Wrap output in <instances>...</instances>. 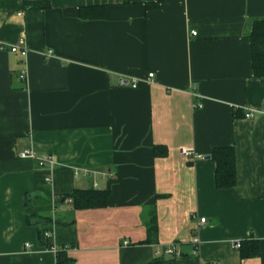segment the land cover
Masks as SVG:
<instances>
[{
  "label": "crops",
  "instance_id": "obj_1",
  "mask_svg": "<svg viewBox=\"0 0 264 264\" xmlns=\"http://www.w3.org/2000/svg\"><path fill=\"white\" fill-rule=\"evenodd\" d=\"M259 19L264 0H0V264H56L36 214L75 264H264V77L246 39ZM21 38L26 58L9 51ZM220 147L236 151L233 187L216 184ZM24 149L56 157L49 183ZM78 188L109 189L107 206L55 205ZM250 239L259 253L242 257Z\"/></svg>",
  "mask_w": 264,
  "mask_h": 264
},
{
  "label": "trees",
  "instance_id": "obj_2",
  "mask_svg": "<svg viewBox=\"0 0 264 264\" xmlns=\"http://www.w3.org/2000/svg\"><path fill=\"white\" fill-rule=\"evenodd\" d=\"M128 1V0H126ZM24 8L44 10L50 7L49 2H25ZM105 5H86L81 7L80 14L83 19L101 17L104 14ZM251 35L246 39L250 42L252 48V63L253 72L256 77H264V19H259L253 24ZM158 147L154 148L156 154L160 153ZM236 151L232 147H220L215 149L211 158L217 164L216 169V184L218 188L233 187L236 184V164L235 157ZM110 197L109 189H74L64 194H59L55 198V205L59 206L64 204L66 199L70 200V204L75 209H93L98 207L107 206ZM25 203L28 201L27 196L24 197ZM49 216L46 215H28L26 220L28 223L33 224L37 228V239L41 246L51 248L53 241L45 239L43 234L45 231L39 227V223L44 221H50ZM37 219L36 222H34ZM147 227V241L157 242L158 241V224L155 210H150L149 216L145 220ZM67 245L59 246L64 248ZM58 249L56 252V264H75L74 260L67 255L66 250ZM241 250L242 257L248 258L256 256L259 253L258 240L250 239L240 242L238 247Z\"/></svg>",
  "mask_w": 264,
  "mask_h": 264
},
{
  "label": "built area",
  "instance_id": "obj_3",
  "mask_svg": "<svg viewBox=\"0 0 264 264\" xmlns=\"http://www.w3.org/2000/svg\"><path fill=\"white\" fill-rule=\"evenodd\" d=\"M191 34L195 35L196 32L195 31H191ZM0 49H6V46L5 45H1L0 46ZM9 51L11 53H19L21 56L23 57H27L28 55V47L26 46V42L21 38L18 40V42H16V44H13L11 46H9ZM150 77H152V74H149ZM20 79L22 81H26V71H23L21 72L20 74ZM133 87H136L137 86V82H134L132 84ZM196 97H198L197 94H194ZM194 107L196 108H199L201 107V103L199 100H197L196 102H194ZM255 115V112L253 111H248V113H246L245 115V118H252L254 117ZM182 153L185 155V156H191V152L186 150V149H182ZM18 156L22 157V158H31V159H35L36 163H37V166L42 169V170H45L46 172V177H45V181L47 183H49V181H51L52 179V175H53V172L55 170V167L57 166L58 162H57V159L54 155L52 154H48V155H43V156H40V155H36L35 152H33L31 149H24L22 151L19 152ZM199 158H202L201 156H199ZM70 200L69 199H66L64 203H69ZM206 219L205 218H200L199 219V222H200V225H204L206 222ZM43 237H45V239H48L51 241V238H52V232L50 231H45L44 234H43ZM200 243V238L195 235L194 236V239H193V246L195 248V253H197L196 251V248L198 246V244ZM240 246V243H235L234 244V247L235 248H238ZM26 247L29 248L30 247V244L29 243H26ZM61 247L57 246L56 244H52L51 248H47L49 249L50 251L52 250L55 254L57 252L58 249H60ZM68 246H65L64 248H61V249H64V250H67ZM175 244H170L168 245L165 250L163 251L165 254H174L175 253ZM212 264H215V263H212Z\"/></svg>",
  "mask_w": 264,
  "mask_h": 264
},
{
  "label": "water",
  "instance_id": "obj_4",
  "mask_svg": "<svg viewBox=\"0 0 264 264\" xmlns=\"http://www.w3.org/2000/svg\"><path fill=\"white\" fill-rule=\"evenodd\" d=\"M120 83H121V84H127V81H122V80H121ZM206 158H210V156L208 155V156H206Z\"/></svg>",
  "mask_w": 264,
  "mask_h": 264
}]
</instances>
